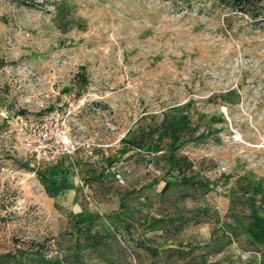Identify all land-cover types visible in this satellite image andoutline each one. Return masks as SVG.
Instances as JSON below:
<instances>
[{"label":"rangeland","instance_id":"1","mask_svg":"<svg viewBox=\"0 0 264 264\" xmlns=\"http://www.w3.org/2000/svg\"><path fill=\"white\" fill-rule=\"evenodd\" d=\"M69 98L78 153L36 162L15 118ZM0 166V264H264V19L0 0Z\"/></svg>","mask_w":264,"mask_h":264},{"label":"built area","instance_id":"2","mask_svg":"<svg viewBox=\"0 0 264 264\" xmlns=\"http://www.w3.org/2000/svg\"><path fill=\"white\" fill-rule=\"evenodd\" d=\"M71 99L65 102L64 112L58 108L48 109L40 102L39 116L25 114L15 118L21 146L36 162L50 163L78 153L81 144L70 134L66 120L67 112L73 107L74 99ZM0 171L11 172L5 166H0Z\"/></svg>","mask_w":264,"mask_h":264},{"label":"trees","instance_id":"3","mask_svg":"<svg viewBox=\"0 0 264 264\" xmlns=\"http://www.w3.org/2000/svg\"><path fill=\"white\" fill-rule=\"evenodd\" d=\"M223 7L228 8L232 11L242 13L246 15L251 20L262 21L264 19V0H216ZM174 156L170 155L169 159L173 160ZM21 254L24 255L27 263L35 264H59L57 259L46 258L45 255L41 254L39 251V246L35 250H19ZM12 259L16 257L13 253H8ZM33 256V258H29ZM35 259V260H34ZM26 263V264H27Z\"/></svg>","mask_w":264,"mask_h":264}]
</instances>
